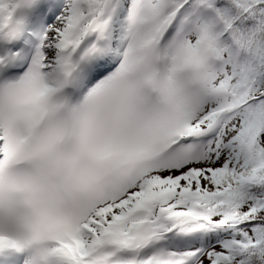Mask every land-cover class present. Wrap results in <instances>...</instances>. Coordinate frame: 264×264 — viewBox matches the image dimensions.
<instances>
[{
  "label": "snow or ice",
  "instance_id": "obj_1",
  "mask_svg": "<svg viewBox=\"0 0 264 264\" xmlns=\"http://www.w3.org/2000/svg\"><path fill=\"white\" fill-rule=\"evenodd\" d=\"M5 220L3 264H264V0H0Z\"/></svg>",
  "mask_w": 264,
  "mask_h": 264
},
{
  "label": "rangeland",
  "instance_id": "obj_2",
  "mask_svg": "<svg viewBox=\"0 0 264 264\" xmlns=\"http://www.w3.org/2000/svg\"><path fill=\"white\" fill-rule=\"evenodd\" d=\"M55 242H50V246H54ZM32 253V247H25L21 253H17L14 249L0 250V264H3L5 260H11L13 256L23 255L27 259ZM50 264H66L61 257H50Z\"/></svg>",
  "mask_w": 264,
  "mask_h": 264
},
{
  "label": "clouds",
  "instance_id": "obj_3",
  "mask_svg": "<svg viewBox=\"0 0 264 264\" xmlns=\"http://www.w3.org/2000/svg\"><path fill=\"white\" fill-rule=\"evenodd\" d=\"M0 227H2L3 230H4V232L7 234V233L10 231L12 225H10L9 222H8L7 220H5V221L3 222V224L0 225Z\"/></svg>",
  "mask_w": 264,
  "mask_h": 264
}]
</instances>
